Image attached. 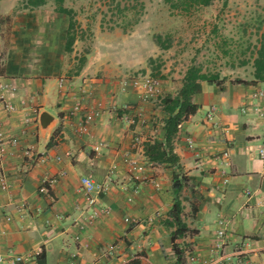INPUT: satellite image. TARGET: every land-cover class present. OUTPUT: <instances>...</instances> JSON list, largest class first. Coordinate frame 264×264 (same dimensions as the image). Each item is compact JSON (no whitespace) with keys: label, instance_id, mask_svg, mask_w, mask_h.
<instances>
[{"label":"crops","instance_id":"obj_1","mask_svg":"<svg viewBox=\"0 0 264 264\" xmlns=\"http://www.w3.org/2000/svg\"><path fill=\"white\" fill-rule=\"evenodd\" d=\"M39 21L44 29L33 16L18 23L0 17V133L20 140L0 159L8 184L6 192L0 189V254L29 255L27 264H40V256L43 264H264V160L258 155L264 98L256 97L264 83H203L194 97L198 110L173 143L179 167L154 164L143 145L163 140L159 101L141 104L119 65L93 64L100 61L93 54L77 74L65 76L63 30L56 35L49 18ZM59 79L65 81L61 91ZM81 89L88 94L83 113H97L82 133L83 115L71 113ZM6 103L12 112L4 110ZM138 107L143 122L135 118ZM211 107L215 128L204 119ZM42 114L52 119L46 128ZM125 155L146 164L144 180L131 178ZM82 177L108 186L96 206L86 202ZM54 178L40 193L42 182ZM176 200L189 213L183 222L196 232L181 239L180 262L171 243L174 228L164 224ZM97 206L109 213L91 219Z\"/></svg>","mask_w":264,"mask_h":264},{"label":"rangeland","instance_id":"obj_2","mask_svg":"<svg viewBox=\"0 0 264 264\" xmlns=\"http://www.w3.org/2000/svg\"><path fill=\"white\" fill-rule=\"evenodd\" d=\"M28 1L0 0V17L6 23H18L33 16L39 29L45 28V21L39 19L49 18L52 32L58 35L63 30L65 47L70 17L57 12L56 0H44L34 8ZM141 4L144 9L139 13ZM61 6L72 12L75 36L71 51L63 50L65 76L77 74L87 63L81 66L80 60L93 54L102 61L93 64L117 63L120 76L128 80L158 79L159 98L165 91L174 95L191 67L225 80L250 78L251 64L242 67L240 61L248 58L245 50L256 44L258 23L264 22V0H213L208 7L189 13L171 8L164 0H61ZM113 59L119 62H104ZM182 215L186 219L189 213L183 210Z\"/></svg>","mask_w":264,"mask_h":264},{"label":"trees","instance_id":"obj_3","mask_svg":"<svg viewBox=\"0 0 264 264\" xmlns=\"http://www.w3.org/2000/svg\"><path fill=\"white\" fill-rule=\"evenodd\" d=\"M137 2L138 0H132ZM213 0H164L165 3L173 9L179 10L181 13H189L190 11L208 7ZM57 12L68 17L69 23L66 32L65 50L71 51V47L75 41V36L72 34L73 22L71 20L72 12L61 6V0H56ZM44 4V0H29L28 5L32 8L39 7ZM143 5H140L139 13H142ZM129 11L128 8H126ZM123 10L120 11L122 13ZM135 15V14H134ZM256 44L252 49L248 50V58L240 61V66L245 67L251 64L252 73L250 81L236 79L231 81L232 84L253 85L256 83H264V22H259L256 29ZM245 52H241L242 55ZM85 58L80 60L81 66L85 63ZM81 68V67H80ZM79 68V70H81ZM78 70V71H79ZM225 78H219L218 74L202 73L199 68H189L181 82L180 88L174 95L166 94L159 98V104L165 118L163 120V140H153L144 143L143 154L146 159L154 164L165 165L167 167H179V158L174 153L173 143L178 134V129L181 124L188 122L197 112L198 106L194 103V97L202 91V84L221 86L225 82ZM195 207L191 208L192 214L195 213ZM183 206L180 200H176L173 204L170 219L164 222L168 228H174L171 232V243L177 262H180L184 251L180 248V241L186 235H194V230H189L182 220ZM40 264H43V256H40Z\"/></svg>","mask_w":264,"mask_h":264},{"label":"built area","instance_id":"obj_4","mask_svg":"<svg viewBox=\"0 0 264 264\" xmlns=\"http://www.w3.org/2000/svg\"><path fill=\"white\" fill-rule=\"evenodd\" d=\"M130 85L132 86L133 89L137 90L139 92V102L141 104H146L150 101H154L158 99L161 94H162V86L161 82L158 79L151 78L148 76L144 77H138V78H131L129 80ZM65 87V81L64 79H59L58 81V89L61 91ZM4 89L3 87L0 86V90ZM87 93L83 89H81L80 96L75 100L73 108L71 113L76 115V114H82V120L83 123L80 126V133L86 131V126L93 121L94 117L97 116L96 112H84L85 109V98L87 97ZM257 98H264V93L259 92L256 96ZM4 110L7 112H12L14 108L6 103L4 104ZM214 107H211L209 111L205 114V122L210 124L213 128L217 126L216 123H214ZM142 107H138L137 114L135 118L138 121H142ZM260 117L262 118V123L264 124V111L260 113ZM180 128V126H179ZM20 140L18 138H6L3 137V135L0 133V159L4 156V154L7 152L8 148H16L19 145ZM102 147L101 144H98L93 147V150L97 152L100 148ZM228 152H224L222 154L223 158H227ZM258 155L261 159L264 160V145L259 149ZM39 163H44L45 158L42 156H39L37 158ZM123 164L127 168L128 173L131 175V178L135 181L139 180H144L141 175L145 173L146 170V164L142 161L137 160L136 158L131 157L130 155H125L123 159ZM62 176V175H60ZM56 181V179H50V180H44L42 184L40 185L39 192L40 193H46L47 192V187L53 184ZM226 183L227 181L224 180ZM152 185L154 188L158 189L159 188V183L154 181L152 182ZM0 189L4 192L7 191L8 189V184L6 181V177L1 174L0 175ZM80 189L85 195L86 202L90 206H96L97 201L99 200L100 196L102 194H105L108 190L107 185H100L98 184L94 179L90 177H82L80 178ZM134 193H137V190L134 189ZM128 201L130 202L131 199L128 198ZM109 213L108 208L105 207H99L97 206L95 208V211H93L92 215L90 216L91 219H96L100 217L101 215H107ZM6 221H10L9 217H6ZM128 222V220H125ZM218 229L216 231V236L219 239H222L225 235V230H224V222L219 221L218 222ZM2 234V231L0 230V235ZM218 246V245H217ZM39 255L38 253L36 256ZM29 255L27 256H22V255H15L13 253H9L7 255H2L0 254V264L5 263V264H27L30 260Z\"/></svg>","mask_w":264,"mask_h":264},{"label":"water","instance_id":"obj_5","mask_svg":"<svg viewBox=\"0 0 264 264\" xmlns=\"http://www.w3.org/2000/svg\"><path fill=\"white\" fill-rule=\"evenodd\" d=\"M52 119L47 114H42L40 117V124L43 128H46Z\"/></svg>","mask_w":264,"mask_h":264}]
</instances>
